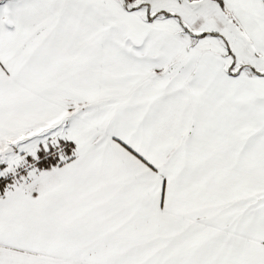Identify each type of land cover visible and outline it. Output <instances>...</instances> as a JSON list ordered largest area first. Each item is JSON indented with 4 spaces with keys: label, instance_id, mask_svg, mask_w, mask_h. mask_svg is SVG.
Listing matches in <instances>:
<instances>
[{
    "label": "snow or ice",
    "instance_id": "6c2138e0",
    "mask_svg": "<svg viewBox=\"0 0 264 264\" xmlns=\"http://www.w3.org/2000/svg\"><path fill=\"white\" fill-rule=\"evenodd\" d=\"M0 264H264V0H0Z\"/></svg>",
    "mask_w": 264,
    "mask_h": 264
}]
</instances>
